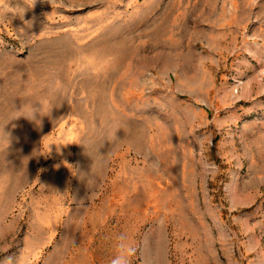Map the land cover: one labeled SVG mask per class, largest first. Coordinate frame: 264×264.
I'll use <instances>...</instances> for the list:
<instances>
[{
	"label": "rangeland",
	"instance_id": "1",
	"mask_svg": "<svg viewBox=\"0 0 264 264\" xmlns=\"http://www.w3.org/2000/svg\"><path fill=\"white\" fill-rule=\"evenodd\" d=\"M18 3L0 123L53 120L6 126L0 264H264V0Z\"/></svg>",
	"mask_w": 264,
	"mask_h": 264
},
{
	"label": "clouds",
	"instance_id": "2",
	"mask_svg": "<svg viewBox=\"0 0 264 264\" xmlns=\"http://www.w3.org/2000/svg\"><path fill=\"white\" fill-rule=\"evenodd\" d=\"M38 0H19V3L16 4V7H19L21 11L17 14L21 20H23L24 13L33 8ZM41 3L51 4V0H39ZM27 26H31L30 22H24ZM6 71H0V76L6 75ZM52 110L53 108L50 105V102L47 100H38L35 102L24 103L21 105L19 110L14 109L11 116L5 121L0 123V152H9L12 143V134L11 131H6V126L13 120H17L21 117L27 119L30 123H33L37 129L42 127L43 118L48 117L52 119ZM15 127V125H13ZM121 132V126L119 124L112 125L107 132V141L109 143H118L121 140V136L118 133ZM31 157H23L21 163L23 164L25 160L30 159ZM94 167V162L91 167L90 173H85L81 175V179H85L87 186L91 182L92 170ZM123 249V245L120 246ZM130 251V250H129ZM112 264H129L127 253L124 251L121 252L113 261Z\"/></svg>",
	"mask_w": 264,
	"mask_h": 264
},
{
	"label": "bare ground",
	"instance_id": "3",
	"mask_svg": "<svg viewBox=\"0 0 264 264\" xmlns=\"http://www.w3.org/2000/svg\"><path fill=\"white\" fill-rule=\"evenodd\" d=\"M48 185L51 186V180L47 178V179L44 180V186L47 187ZM41 220H42L44 223H46V221H47L46 218H41Z\"/></svg>",
	"mask_w": 264,
	"mask_h": 264
}]
</instances>
